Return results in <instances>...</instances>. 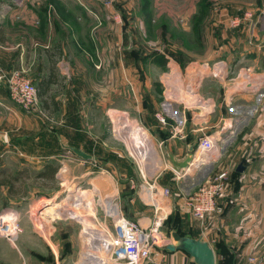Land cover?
Listing matches in <instances>:
<instances>
[{
	"label": "rangeland",
	"instance_id": "1",
	"mask_svg": "<svg viewBox=\"0 0 264 264\" xmlns=\"http://www.w3.org/2000/svg\"><path fill=\"white\" fill-rule=\"evenodd\" d=\"M21 1L29 7L38 2L43 8L47 4L59 11L65 6H59L64 4L62 0ZM80 1L89 7L86 10L90 13L94 7L99 10L102 23L96 33L107 39L96 44L101 51L100 58L92 52L94 44H84L88 95L90 87L101 82L104 89L117 88L119 111L114 113L113 125L105 113V105L85 106L83 103L59 107L51 101L52 105L45 108L39 100L35 107L26 109L12 102L18 108L19 120L14 119L7 125L0 123V134L8 136L9 140L6 146L0 147V216L8 220L17 215L22 232L12 239L0 237L15 244L24 236V264H115L109 247L103 246L107 236L115 232V223L107 210L117 201L124 213L125 205L128 212L134 209L128 196L140 188L147 164L141 160L152 151L151 140L156 142L153 136L151 140L148 135L144 140L138 138L133 127H149L148 119L164 126L161 123L164 117L170 131L173 127L168 120L180 125L179 121L189 112L188 119L193 118V126L203 129L198 138L206 136L209 130L222 125V114H237V110L223 111L219 90L242 89L248 79L238 73L245 62L247 48L261 47L264 57V0ZM7 4L16 5L14 0H0V6ZM17 22L24 26L26 37L32 34L29 17L18 18ZM82 29L88 35L94 29V21L84 19ZM110 37H113L112 42H109ZM54 52L60 51L55 49ZM175 62L182 67L178 78L175 76L176 83L187 89L191 85L192 94L199 91L203 98L200 101L189 94L184 99L186 104L191 103L188 109L170 104L163 97L171 82L169 75L168 79H162L160 72H170ZM95 64L101 68L102 75L92 74ZM221 66H224V75L216 71V67ZM250 68L254 80L255 70ZM30 74L29 70L31 78ZM0 84L3 87L5 80ZM55 89L61 86H53L52 95L58 94L57 97L63 99L64 93L56 94ZM208 90L217 95L219 107L206 121L205 101L209 97L205 92ZM105 94L110 98V91L104 93V98ZM90 98L91 95L86 101ZM143 101L151 103L150 116L141 113ZM111 130H116L114 149L110 148ZM101 141L109 145H101ZM61 142L83 145L97 158L85 162L63 148ZM220 147H223L222 141ZM158 157L165 161L163 154ZM50 163L58 166V181L38 177ZM208 163L201 169L205 170ZM195 165L188 169L186 176L178 178L171 172L164 175L169 182L170 175L180 182V188L175 185L174 195L187 192L194 183L201 182L198 179L201 169L193 171ZM19 171L23 174L19 175V180H14L17 194L10 195L1 182ZM128 178L133 179L137 187L130 189L126 185L122 190ZM232 186L230 183V188ZM26 190L28 193L23 195Z\"/></svg>",
	"mask_w": 264,
	"mask_h": 264
},
{
	"label": "crops",
	"instance_id": "2",
	"mask_svg": "<svg viewBox=\"0 0 264 264\" xmlns=\"http://www.w3.org/2000/svg\"><path fill=\"white\" fill-rule=\"evenodd\" d=\"M62 1L64 4L60 3L59 6L65 5L66 9L63 6L64 9L60 11L58 8L57 10L52 9L53 7L47 4L43 8L41 3L38 2L36 4L31 3L29 7L21 0H14L16 5L0 6V68L9 75L15 69L28 66L31 72L30 76L32 75L31 79L38 88L40 103L45 108L52 105L51 101L59 107L81 106L83 103H85V106L91 103H95L98 107L105 105V113L110 118L111 124L114 125V113L119 111L117 88L107 86L104 89L101 82L90 87L91 93L88 95L89 90L86 83L85 61L87 60V48L84 44H94L92 52L95 57L98 54V58H100L99 53L101 51L98 50L96 44L107 40L96 33L102 23L99 10L94 7L91 9V14L86 10L89 7L81 3L80 0ZM24 15L29 17L32 31V34L27 37L24 34L26 31L24 26L18 25L17 22L18 18H26ZM84 19L94 21V29H91L88 35L82 29ZM97 20L99 23H97ZM109 40V42H112L113 37H110ZM55 49L60 52L56 54ZM247 49L244 56L245 62H242L240 68L250 66L254 68L253 81L257 85L251 89H243V84L242 89L239 91L235 89L219 90L222 97L223 111L237 110V114L229 116L222 114L220 118L222 125L220 124L218 128L207 132V136L217 140L218 148L212 153V159L209 161L210 163L207 162L205 170H203L204 168L201 169L205 162H199L195 158L192 159L189 166L190 168L197 163L193 168L194 170H192L201 169L200 171L197 170L199 171L198 179L201 182L224 170H228L230 173L229 186L223 197L219 198L222 210L210 214L205 223L201 224L185 207L182 199L184 192L182 194L177 193V195L172 193V197L164 198L160 193L151 192L148 188H145L147 181L156 183L159 187H169L172 192L176 189L175 185L181 187L179 186L180 182L173 180L176 177L172 178L170 175L169 182L164 179V175L168 172L175 175V170L171 165V157L180 162L186 160L190 154L189 146L199 140V132L203 129L193 126L195 125L192 121L193 118L188 119L187 114L189 112H186L185 118L183 117L179 121L180 125L178 123L176 125L169 119L168 122L173 127L170 131L165 126L167 121L165 123L161 122L164 124V126H161L156 121L155 123L150 122L149 119L147 123L149 127H133L134 134L138 138L143 139L148 135L151 140V136H153L156 142L151 140L152 151H149L145 155L146 157L141 160L143 163H147L145 164L146 167L144 166L146 174L142 173L140 188L134 190L132 194L129 193L128 197L133 203L134 209L128 212L125 205V215L138 221L142 226L148 227L155 216L153 205L155 199L163 205V208L169 214L161 232L163 238H166L164 244L169 242V238L175 229H178L181 235H190L196 238L205 235L216 252L217 264L219 262L239 264L240 254H253L264 259L262 257V255L264 256V57L261 47L259 49L256 47L249 49L248 47ZM249 51L253 53L251 54ZM172 65L170 72H160L162 79H168L166 76L169 75L171 82V86L166 87V93L163 97L170 104L183 105L188 109L191 106L186 104L184 99L190 93V95H193L192 90L194 89L191 88V85L189 86L190 89H187L182 84L178 85L176 83L178 79H175V76L178 78L182 67L176 62L175 66ZM100 69L95 64L92 66V74L102 75ZM216 71L222 75L225 74L224 66L216 67ZM218 73L215 74L218 75ZM56 85L61 86V89H55V92L56 94L64 93L63 99L61 96L58 98V94L53 97L52 87ZM63 87L64 89H62ZM134 89L139 91L136 87ZM2 90L4 93H2ZM107 91H110V98L107 94H105L107 97L104 98V93ZM143 91L147 92L145 89ZM205 93L209 97L205 101V104H207L205 106L207 112L205 113L208 116L206 121H208L213 112L219 107V103L218 100L216 101L217 95L215 93L209 90ZM90 95V101L87 102L86 100ZM196 95L197 100H203L199 91ZM196 95H193V97ZM12 102L14 101L10 97L7 83L5 82L3 87L0 84V123L7 125L12 123L14 119L19 120L18 108ZM169 103L168 105H170ZM150 106V101H143L141 113L150 116ZM143 118L147 120V117ZM197 120L199 121L200 118H197ZM141 122H143L142 119ZM114 131L116 130L109 132L111 149L115 148L113 139H116V136ZM84 132L89 133L86 130ZM106 135H109L108 132H106ZM8 141V136H6V141L0 140V147L6 146ZM220 141H222L224 148H219ZM103 144L109 145L105 141H101V145ZM68 145L82 146L78 148L92 154L83 145L72 143ZM159 154H163L164 162L158 159ZM96 158L97 156H94L92 160H96ZM92 160L84 161L90 162ZM240 163L245 165V171L242 173L237 172ZM58 174H56V178L59 177ZM192 175L195 176L194 172ZM230 183L233 184L231 188ZM126 185H129L130 189L137 187L136 182L131 178L124 181L122 190L127 187ZM115 194L120 195V193ZM49 230L51 231V229ZM20 239L22 240L19 243L14 244L0 237V264H24V236ZM227 255L231 256L232 259H228ZM144 264L196 263L185 251L169 252L162 250L160 246L154 249L152 260Z\"/></svg>",
	"mask_w": 264,
	"mask_h": 264
},
{
	"label": "built area",
	"instance_id": "3",
	"mask_svg": "<svg viewBox=\"0 0 264 264\" xmlns=\"http://www.w3.org/2000/svg\"><path fill=\"white\" fill-rule=\"evenodd\" d=\"M30 68L22 66L19 69L13 70L9 75L0 68V81L5 80L7 83L11 99L18 105L30 109L35 107L39 102L38 88L29 77ZM243 77L247 81H253L251 76V68H241ZM238 73V75L240 74ZM193 88V87H191ZM163 123L165 118L161 117ZM206 147L210 153L202 156V147ZM218 148V142L210 136L199 138V144L196 150L200 149V155L197 158L199 162H209L212 159V153ZM189 167L184 172L179 173L174 171L175 176L186 175ZM230 180L228 170L221 171L211 175L199 184L194 183L189 191L182 194L183 203L188 208L195 219L201 224L205 223L210 214L221 212L222 208L219 204V198L225 194ZM145 188L151 192L160 193L164 198L173 196L172 189L169 187H159L156 183L146 182ZM154 199V198H153ZM155 208L154 219L148 227L142 226L138 221H135L125 215L121 209L119 201L115 204H110L107 212L109 217L115 223V232L107 236L104 247H109L111 256L115 264H144L152 260L153 251L156 247L164 245L166 238H163L162 227L168 218V212L163 208L161 203L154 199ZM12 218L5 220L0 216V236L15 238L22 228L19 224V217L12 215ZM125 262V263H124ZM239 264H264V259L253 254H240Z\"/></svg>",
	"mask_w": 264,
	"mask_h": 264
},
{
	"label": "water",
	"instance_id": "4",
	"mask_svg": "<svg viewBox=\"0 0 264 264\" xmlns=\"http://www.w3.org/2000/svg\"><path fill=\"white\" fill-rule=\"evenodd\" d=\"M257 85L254 81H248L244 83L243 89H251ZM0 140L6 141V136L0 134ZM62 147L72 151L78 157L84 160H92L94 156L89 154L83 149L75 146H71L61 142ZM199 140L189 146L190 154L184 161H177L171 157V165L176 172L182 173L190 166V162L193 158L197 159L200 155V149L196 150ZM245 165L240 163L237 172H244ZM162 250L175 252L178 250L185 251L195 261L196 264H217V256L213 246L210 244L205 235H201L198 238L190 235H181L179 230L175 229L169 238V242L161 246Z\"/></svg>",
	"mask_w": 264,
	"mask_h": 264
},
{
	"label": "trees",
	"instance_id": "5",
	"mask_svg": "<svg viewBox=\"0 0 264 264\" xmlns=\"http://www.w3.org/2000/svg\"><path fill=\"white\" fill-rule=\"evenodd\" d=\"M23 171H19L16 173V175L14 176H11L9 179H4L2 180V184L4 186H7L8 188V193L10 195H14V194H17V189H16V186L14 184V180H19V175H22ZM58 172V166L53 164V163H50V164H47L46 167H45V171L42 172L41 174H39V178L43 179V180H54V181H58V178H56V174ZM10 174V173H9ZM8 174V175H9ZM12 175V174H11ZM28 193V190H26L24 192L23 195H26ZM167 222V220L165 221ZM228 256V255H227ZM228 259H232L231 256H228ZM219 264H224L222 262H219Z\"/></svg>",
	"mask_w": 264,
	"mask_h": 264
},
{
	"label": "bare ground",
	"instance_id": "6",
	"mask_svg": "<svg viewBox=\"0 0 264 264\" xmlns=\"http://www.w3.org/2000/svg\"><path fill=\"white\" fill-rule=\"evenodd\" d=\"M243 74H244V73H242V71H241V73H240V75H239V76H241V75H243ZM190 94H191V93H190ZM194 94L196 95V91H195V93H194ZM192 96H193V95H192ZM196 96H197V95H196ZM194 97H195V96H194ZM190 104H191V103H190ZM190 104H189V105H190ZM201 150H202V156H204L205 154H208V153H210V152H209V150H208V149H206V147H204V146L201 148ZM199 161H200V160H199ZM196 164H197V163H196ZM194 165H195V164H194Z\"/></svg>",
	"mask_w": 264,
	"mask_h": 264
}]
</instances>
